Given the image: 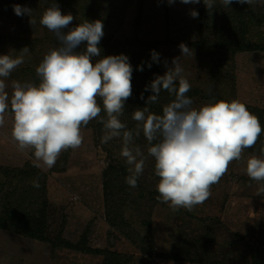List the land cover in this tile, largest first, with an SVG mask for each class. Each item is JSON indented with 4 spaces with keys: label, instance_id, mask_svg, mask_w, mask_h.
<instances>
[{
    "label": "rangeland",
    "instance_id": "1",
    "mask_svg": "<svg viewBox=\"0 0 264 264\" xmlns=\"http://www.w3.org/2000/svg\"><path fill=\"white\" fill-rule=\"evenodd\" d=\"M139 1L94 0L97 20L103 23V36H109L118 43L109 55L124 53L129 57L133 67V90H144L145 83L153 81L156 65L158 75L173 67V58L182 55L179 45L183 42L191 49L190 55L180 58L185 78L192 88L202 92V95L191 97L193 107L198 109L205 103L213 102L206 95L217 92L221 100L239 99L247 107L256 108L255 113L264 111V0H254L252 6L233 0L227 7L220 0H215L210 10L203 0L201 2L210 29L208 40L219 35L224 39L232 38L229 15L238 7L244 13L242 18L248 23L250 40L258 43L257 50L238 52L233 58L226 55L234 62L231 69L233 76L231 72L225 73L226 66L223 70L218 68L220 54L206 44L196 45L202 33L199 4H184L180 0L171 4L168 0H142L144 16L140 28L136 29L134 22ZM71 2L73 0L59 4L63 14L73 15ZM192 10L198 12V17L191 16ZM17 24L15 17L0 8V35L15 36ZM39 31L38 36L45 34L42 29ZM49 33L54 45H49L48 51L56 46L55 34ZM34 34L21 36L32 37ZM123 41L128 43L127 46L122 45ZM141 41L157 42L155 51L160 55L158 63L152 61V50L143 48ZM10 46L12 44L2 46L0 55L11 53ZM84 48L82 44L78 50ZM99 58L93 57V62ZM221 58L225 65L226 58ZM23 60L5 81L9 96L13 91V80L25 82L31 78V74L24 75L21 71L26 66V56ZM141 65L143 70H140ZM131 102L129 97L120 119L128 130L135 131L137 122L132 119V113L143 107L133 106ZM159 102L164 106L171 100L162 97ZM98 103L102 107L100 98ZM102 113L107 119L105 111L102 110ZM158 114H162V111ZM98 119L81 127L83 143L79 148L63 151L52 168L38 169L44 174L41 181H46V238L54 240L60 235L76 243L87 234L88 245L100 249L102 253L89 254L54 247L48 242L0 228V264H104L103 251L129 256L130 264L264 262V181H255L246 174L248 158L264 156L261 152L264 148L263 131L252 148L244 149L241 158L229 164L220 181L211 186V195L204 203L196 205L192 211L183 207L174 211L169 203L157 200L159 193L156 185L160 178L155 174V159L148 155L150 145L143 132L138 137L134 136L132 145L138 146L146 157L143 173L137 179V187L133 188L126 183L129 173L125 158L120 155L122 138H113L107 144H102L104 130ZM12 124L13 113L9 107L5 113V123L0 126V167L23 168L33 161V152L31 149L19 150L11 135ZM262 124L264 128V122ZM111 161L119 171L125 168L117 178L107 175L106 169ZM1 172L0 182L6 179ZM23 181L20 178L13 181L21 192L27 191L26 185L29 184ZM6 190L0 184V196ZM35 191L36 188L33 193ZM41 193L35 195L38 202ZM27 195L25 201L19 202L23 206L30 197L33 199L31 192ZM116 213L124 217L121 219Z\"/></svg>",
    "mask_w": 264,
    "mask_h": 264
},
{
    "label": "clouds",
    "instance_id": "2",
    "mask_svg": "<svg viewBox=\"0 0 264 264\" xmlns=\"http://www.w3.org/2000/svg\"><path fill=\"white\" fill-rule=\"evenodd\" d=\"M174 2L168 0L170 4ZM180 2L199 4L201 0ZM203 2L210 10L215 0ZM220 2L227 7L233 0ZM235 2L252 6L254 0ZM13 7L16 15L31 17L29 24L34 29L32 9L19 4ZM191 16L198 17V12L192 10ZM73 20L71 13H62L55 0L43 12L39 22L55 34L58 46L50 49L36 68L39 84L13 80L9 96L5 81L30 50L27 46L21 48L16 58L10 52L0 55V126L4 125L10 107L11 135L19 150L31 149L33 166L50 169L63 151L82 145L81 127L98 118L103 107L107 119H100L104 130L101 143L122 138L120 155L128 166L126 183L130 187H137V179L144 170L146 157L138 146L132 147L134 136L138 137L142 131L150 145L148 155L155 159V174L160 178L156 185L157 200L169 203L174 211L180 207L192 211L204 203L211 195V186L220 181L229 164L239 160L244 149L256 144L262 132L258 116L239 99L213 98V102L198 109L193 107V100L186 95L191 85L180 63V58L190 55L191 49L181 42V57H174V66L146 86L145 91L152 94L146 106L132 113L137 122L135 131L128 130L120 117L133 91L129 57L124 53L101 57L102 21L85 20L71 26ZM82 44L85 48L78 50ZM93 57L100 58L93 62ZM151 57L159 62L160 55L155 50ZM162 91L174 99L163 106L162 114H155L149 105L158 102ZM261 152L264 153V148ZM246 174L255 181H264V156L249 157Z\"/></svg>",
    "mask_w": 264,
    "mask_h": 264
},
{
    "label": "trees",
    "instance_id": "3",
    "mask_svg": "<svg viewBox=\"0 0 264 264\" xmlns=\"http://www.w3.org/2000/svg\"><path fill=\"white\" fill-rule=\"evenodd\" d=\"M62 1L66 0H55V2L59 5L62 4ZM53 2V0H0V8H2L5 12L9 13L13 17H15L16 21L18 22L16 27V35L15 36H7V35H0V48L2 46L10 45L12 44L11 50H12V57H19L20 55V49L27 46L30 50L29 54L26 55V66L22 67V72L24 75L31 74V78L28 81L35 82L39 84L40 78L36 74V68L41 63L44 55L47 53L48 49L47 47L49 45H54V43L51 41L50 37L52 36L51 33H49V30L42 26L40 24V18L43 14V12L50 6V4ZM202 2V0H201ZM199 3V20H201V36L200 41L197 46H201L203 44H206L207 47H211L214 51H216L217 54H220L219 56V62L220 65L218 68L223 70V68H226V72H231L233 76V72L231 71L234 62L233 60H230V58H233L236 53L238 52H248L257 50L258 43L253 42L249 38L248 33V23L244 20L243 12L239 10L238 7L234 11H232L229 15L230 16V23H231V32H232V38L230 39H224V37H217L212 40H208V31L210 30L208 27L207 22L205 21V15L206 11H204V6L202 3ZM73 7L71 11H73L74 20L72 21L71 26H76L79 23L89 20V21H96L98 13L96 12L97 8L95 5L94 0H73L71 2ZM19 4L22 7L27 6L32 9V16L36 20V25L34 27V30L32 31L30 28L33 29V27L29 24V20L31 17L28 14H24L23 16H18L14 12V5ZM137 13L135 16V28L139 29L140 25L142 23V19L144 16L143 12V2L142 0L138 2L137 4ZM206 10V9H205ZM99 13L100 10L98 8ZM102 14V13H101ZM40 29L44 30L45 34L42 36H38L40 33ZM27 33H35L32 37H22V34ZM38 33V34H37ZM156 41H141V45L143 48H145L147 51L155 50L156 48ZM121 44V43H120ZM128 43L125 41L122 42V45L127 46ZM55 47L58 46L57 40H55ZM118 43L114 42L111 37L109 36H103L99 47L101 48V57L103 55L107 56L109 55L110 51L113 50L112 48H115ZM54 47V46H53ZM52 47V48H53ZM51 48V49H52ZM229 55L230 58H226V55ZM224 60L226 58V64L223 65V58ZM24 61V60H23ZM226 66V67H225ZM157 67L155 66V74L154 77H156L157 74ZM151 82L145 83L146 86L150 85ZM178 86V85H177ZM141 94H143V99H141ZM152 93L150 90L145 91L140 90L139 88H136L132 91V95L130 96V99L132 100L133 106H146L147 98ZM187 96L194 97L202 95V92L199 89L196 88H190V91L186 93ZM162 97H168L169 101L174 99L173 96L169 95L168 92L162 91L160 94V98ZM206 97H209L211 99L215 98V100H221L219 97V93L212 92ZM150 110L156 112L158 114L162 111V104L159 102L154 103L152 105H149ZM249 110L257 114L261 122H264V111H259L255 113L256 108H250ZM103 110V109H102ZM104 111V110H103ZM105 117V114L102 113L99 116L98 122H100V119ZM101 124V122H100ZM262 131L264 132V128H262ZM262 144L264 145V138L262 140ZM263 147V146H261ZM125 169V168H124ZM122 168V170L124 171ZM0 170L2 171L1 174L6 179L4 181H1L0 184L2 186V189H9L8 191L4 192L2 196H0V228L1 229H8L15 232H18L24 236L42 240L45 242L50 243L52 246L57 247H66L70 248L72 250H77L80 252H85L89 254H101L102 251L98 248H94L88 245V235L84 234L81 239L76 243H71L59 236H57L54 240H50L49 238H46V228H47V211H48V203L46 199L44 198L45 194V182L41 181L44 174L37 168L33 166L32 162H29L24 166L23 168H15V169H9V168H2L0 167ZM119 171L118 166L114 164V162H110L108 164V168L106 169L107 175H112L114 178H117L120 174H122L123 171ZM24 180L22 183L28 184L27 191H20V188L16 183L13 181L15 179ZM38 184V187H35L34 185ZM19 188V189H18ZM36 188L35 193H33L34 189ZM28 192H31L33 194V199L30 197L27 201V204L23 206L19 202L25 201V198H28L27 194ZM37 192L41 193V200L38 202L36 200V194ZM22 200V201H21ZM38 204V205H37ZM117 216H119L121 219L124 217L123 214L116 213ZM113 218V217H112ZM109 219L110 216H109ZM123 221V220H121ZM122 225H125L122 224ZM104 264H130V257L125 255H119L115 252H104ZM161 255V254H160ZM264 263V262H262ZM261 262L259 264H262Z\"/></svg>",
    "mask_w": 264,
    "mask_h": 264
}]
</instances>
